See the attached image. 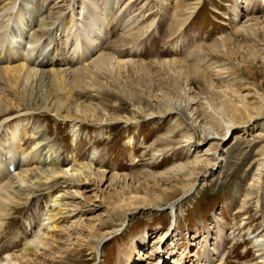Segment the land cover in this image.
<instances>
[{
	"label": "rangeland",
	"instance_id": "rangeland-1",
	"mask_svg": "<svg viewBox=\"0 0 264 264\" xmlns=\"http://www.w3.org/2000/svg\"><path fill=\"white\" fill-rule=\"evenodd\" d=\"M15 1L18 7L22 6L25 12L31 13L29 14L35 30L41 27L43 19L53 20L56 24L53 30L45 33L40 31L43 34L42 40L32 44V49L38 55L44 50L50 54H58L62 60L69 58L71 43L69 45L63 35L69 36L73 33L74 22L77 24V29L74 30L77 31L79 25L85 29L92 21L99 20L106 24L99 39V48L102 51L121 49L122 59L143 61L149 65L177 59L176 61H182L206 73L218 87H231L244 94L257 93L264 96V32L236 34L241 23L236 20L235 0H186L182 4L185 6L183 9L191 8L193 15H189L184 24L176 20V0H134L131 3L130 0H112L111 6L107 4L109 0H0V9H3L5 3ZM245 5L242 4L244 7ZM250 9V12L254 10L255 16H264V0H257ZM244 13L243 10L242 14ZM246 18L242 16L241 22L246 21ZM7 19L10 22L5 33L0 36V45L9 43V40L16 42V37L23 39L20 38V28L15 24L14 11H6L5 21ZM132 24L135 31L141 33L139 39H131L126 35ZM223 40L229 41V56H220L208 50ZM139 47H142L138 51L140 53L137 52ZM134 50L137 54L133 53ZM25 56L30 57V52ZM17 62L24 63L19 60ZM14 64L16 63L7 61L3 63ZM73 65L63 68L75 69L77 64ZM40 68L47 70L49 67ZM216 70H221V74L215 72ZM152 73L148 76L143 71L132 69L124 76L125 85H118L116 88L107 84L112 93L105 91L96 95L88 90L77 96V104L92 106L91 108L97 110V115L93 114L89 122H62L53 113L46 114V118L36 115L32 118L33 126L28 128L29 136L41 142L39 148L43 149L42 169L60 167L64 171L69 170L71 175V169L89 164L93 169L105 173L104 187H101L112 198L117 217L112 215V222L100 225L103 222V219L100 220L103 209L96 210L94 205L101 203H94V199H91L95 194L90 191L91 188L95 191L97 188L93 179L92 187L89 184L74 187L67 181L68 178L58 177L49 181L47 177L41 178L40 185L34 183L38 187L33 188L35 192L32 200L26 203L25 209H19L9 217L6 234L0 239V262L8 256H21L28 243L34 239L49 238L51 241L48 237L52 231L50 217L56 212L57 199H65L68 192L79 189L80 195L75 204L86 213L73 216L65 225L70 228L77 224L82 225L80 234L76 237L80 239L83 236L82 230L88 232V235H84L81 242L88 241L91 235L96 236V229L102 234L117 228L118 233L104 243L97 257L88 250L90 247L84 245L79 260L69 264H117L120 251L123 248L127 250L144 233H148L149 239L138 249L141 252L140 257L144 259L142 264H153L149 257L155 250L164 251V264H173L174 258L180 259L185 253L200 258L207 241L212 249L217 250L212 264L259 263L253 243L258 238H264V195L251 194L249 187L258 180L255 176L256 162L263 159L260 155L264 138L259 135L264 134V117L256 120L250 127H241L234 132L225 130L218 136L222 138L220 141L212 140L203 144L200 138L212 133V130L198 128L195 132L177 114H172L183 106V92L178 86L167 85L164 75L166 71L152 68ZM44 82L47 84L50 81L41 77L34 83V94L40 92ZM189 86L202 95L210 92L200 80L191 81ZM181 88L186 89L185 86ZM158 92L164 95L155 98ZM215 101L217 106H221L219 100ZM31 102L27 96L18 111L30 108L45 113L40 107H27ZM152 111L155 113L149 118L148 113ZM164 111L170 113L166 115ZM19 120L16 123L13 121V126L8 120L2 123L0 121L1 138L10 139L12 130L20 123ZM213 142L218 144L217 147L213 146L215 149L207 152L210 144L214 145ZM31 144L22 145L26 154L23 153L24 149L22 154L14 153L16 157L21 156L17 162H21L20 170L16 174L22 169L30 171V168L38 167L24 164V159L28 162L33 157ZM215 152L216 158L213 155ZM205 160L209 168L196 181L188 197L177 206L176 216L174 212L171 214L168 202L184 194L185 186L190 181L187 179L188 182H170L168 177L176 175L173 171L181 165L196 161H204L200 165H205ZM191 170L195 171L196 167ZM115 175L128 177L117 180L119 187L109 188ZM150 175L166 180L159 186L153 183ZM12 190H9L12 198L28 193L20 189L14 194ZM171 194L175 199L168 200L167 204L159 201ZM131 206L143 207L127 211ZM107 211L110 212L109 209ZM26 231L29 233L28 237L24 234ZM11 239L19 241L18 247L10 252H2L3 246L13 242ZM65 239L68 237H63Z\"/></svg>",
	"mask_w": 264,
	"mask_h": 264
},
{
	"label": "bare ground",
	"instance_id": "bare-ground-1",
	"mask_svg": "<svg viewBox=\"0 0 264 264\" xmlns=\"http://www.w3.org/2000/svg\"><path fill=\"white\" fill-rule=\"evenodd\" d=\"M133 1L134 0H130L129 2L131 3ZM185 1L186 0H176V4H174L176 5L175 10H178V13L176 14V20H180L182 24H184V22H186V20L189 18V15L192 14L191 8L186 7L183 9L185 6H182V4H185ZM111 2L112 0H109L107 1V4L110 5ZM16 3V1L13 3L7 2L2 6L3 9H0V36L1 34L5 33L6 28L9 25L8 22H10L9 19L5 21V13L8 10H12V12L14 11L15 13V24L20 28V38H23L19 39L16 37V42L11 40L9 43L0 45V121L2 123L8 120L7 122H12L11 125L13 126V121L16 123L20 119V123L17 124L18 127L12 130L13 133L11 137L9 136L10 139H3L0 136L1 240L6 234V227L7 223L10 222L8 221L10 215L19 209H25L27 205L26 203H29L32 200V194L35 192L33 188H37L38 185H40L39 180L46 177L47 181L58 177L68 178L67 181H69L71 186L74 185V187L76 185L79 187V185L84 186L86 184H89L92 187L94 184L92 183L93 179L97 183L96 191L91 187H86V189L91 188L90 191H94L95 194L92 195V198L86 197V199L91 198L94 199V203H101L94 205L96 210L101 208L103 209V213L100 215V220L103 219V222L100 225H105V222H112V215L117 217L112 203V198L108 197L106 191H104L101 187L102 185L104 187V178L106 175L100 170L93 169L92 165L86 164L79 166L76 169L73 168L70 170L72 172L70 173L71 175H69V170L64 171L60 167L55 168L53 165V168L44 170L42 169L44 167H42L41 163L43 149L39 148L41 142H39V140L32 141V139L26 140V143L28 144L33 142L30 145V150L33 153V157L27 163L29 165L31 164L33 167L38 166L36 169L30 168V171H25V169H22L18 174H16V172L20 170V165H16L18 161L14 162L11 161V159L1 160V156L3 152H8L9 154L13 155L15 153V155H17L18 153L20 154L23 149V153H25V148L22 147L23 141L30 134L28 128H30L32 125V118L35 115L39 118L40 116L46 118V114L53 113L54 117L56 116L55 118L60 119L62 122H70L71 124L76 122H89V119L93 114L97 115V110L95 108H91L92 106H83L81 104H77L79 100L77 96L85 94V92L88 90H92L93 93H96V95H99L105 91L112 93V89H108L107 84L116 88L118 85H125L123 80L124 76L126 77L127 71L137 69L138 71H143L148 76L153 74L152 68H157L161 72L166 71L164 75L166 77V82H168L167 85L171 87L178 86L183 92L184 100L183 106L180 109H177L175 113H171L177 114L180 118H182L183 121L187 122L188 126H190V128L195 132L198 131V128L212 130V133L209 132L206 134V136L200 138V142L203 144L204 142H210L212 140L220 141L222 138L220 139L218 136H220L225 130L234 132L236 129L241 127H250L256 122V120L264 117L263 95L257 93L244 94L241 91L231 89V87H218L214 84L215 82L206 76V73H203L196 68L183 63L182 61H176L177 59L172 61L165 60L153 62L149 65L143 61L136 62L133 60L122 59L121 56L123 53L121 49L108 52L105 50L102 51V48L98 47L99 42L95 35L99 36L103 31V28H106V24L104 22H99V20L92 21L90 25L85 27V29L82 28V25H79V30L77 31L74 30L75 28L77 29V24L74 22L73 33L71 34L69 31V36L68 34L63 35V37L66 39V42L69 45L71 43V49L68 50L70 53L69 58L62 60L58 54H50L48 52H44V50H42L38 55L37 52L32 49V44L40 42L43 38V34H41V32L45 33L46 31L53 30L54 25L56 24L55 22H52L53 20L47 21L43 19L41 27L38 30H35L33 26L34 22H32V19L30 18L31 13L29 12V14L25 12V9L22 6L18 7ZM255 3H257V0H235L234 10L236 13V20L237 23H241V25L239 24L240 27H238L236 34L243 35L248 34L249 32H264V16H255L254 10L250 12V8L254 6ZM242 4H246L245 7L242 6ZM179 5L181 6L179 7ZM243 10L245 11L244 14H242ZM242 16L247 17L246 21L241 22ZM124 17L125 16H123V19ZM55 28L57 29V27ZM58 29H60V23ZM129 29L128 31L126 30V35L131 39H139L141 33L135 31L133 24L132 26L130 25ZM228 42L229 41L227 40H223L219 45L210 47L208 50L220 56H229L231 54V50L230 44ZM21 45L26 46L23 48V52L19 51V47ZM141 48L142 47H139V49L137 48V52L140 51ZM28 51L31 54L30 57L25 56ZM133 53L137 54L136 50H134ZM18 60L24 62L25 64H18ZM5 61L15 62L18 65H3ZM73 64H77V66L74 67L75 69L63 68L68 66L72 67L74 66ZM42 66H48L49 68H47V70H42V68H40ZM225 69L226 68H223V70ZM221 70H216L215 72L221 74ZM220 74H218V76ZM41 77L42 79L49 80L50 82L47 84L44 82L40 92L38 94H34V83ZM197 80H200L208 88L210 92L207 95H202L189 86L191 81ZM182 86H185L186 89L181 88ZM159 92L155 94V98L164 95V93ZM27 96L30 97V100L32 101V104L29 103L27 107H40V109H43L45 113L42 111L37 112L36 109L34 110L30 108H25V112H23L24 110L22 109L23 114L21 111H18L22 107L21 103H25ZM215 100H219L221 106H217ZM154 102H156L155 99ZM154 113L155 111L148 113L149 118L153 117L150 115ZM163 113L167 115L170 112L164 111ZM9 119L13 120L9 121ZM192 136L193 135L190 137L191 140ZM259 136L264 138L263 133H261ZM10 144L11 148L15 152L9 149ZM213 144L214 145H212V143L210 144V148L207 149V152L213 151V149H215L213 146L217 147L218 145L215 144V142H213ZM213 155L216 158L217 153L215 152ZM260 156H263V159L256 162L257 173L255 176L258 177V180L254 182L253 186L249 187V191L253 195H264V147ZM12 160L14 159L12 158ZM206 162L207 161L205 160V165H200L204 163V161H196L194 163L181 165L173 171L176 173V175L168 177L170 182L173 180L187 181V179L190 181L185 186L186 190L184 194L178 198L175 199V197H172L173 194H171L165 199L159 200L163 201L161 202L162 204H167L168 200L175 199L173 201L171 200L167 204V206L170 207L171 214L174 212L173 214L176 216L177 206L181 203V201L188 197V194L196 185V181H198L200 177L204 175V172L207 170V168H209ZM11 164L14 165V167L17 166L15 171H13ZM68 167L70 168V166ZM192 167H196V170H191ZM48 173H51L52 175H48ZM127 177L128 176L115 175L112 177L113 184H111L112 186L109 188L116 186L119 187L117 180H121L122 178L126 179ZM149 178L153 180V183L159 186L160 183L164 184V181L166 180L162 177H152L151 175ZM146 181L152 183V181ZM34 183L38 184L37 187L34 186ZM20 189H24L25 192L28 193L21 197L17 196V198H12L10 196L12 194L9 195V190L14 191L15 194L16 191H19ZM79 191V189H76L73 192H68L67 196L65 195V199H57V206L55 207L56 212L50 217L52 231L49 232L48 237L52 239L51 241L48 240L49 238L41 239L39 237L38 239H34L28 243L21 256L16 258L13 256H8L6 259H3V262H0V264H69L73 261L79 260L84 245L90 247L88 250H90L92 254H95L94 256L97 257L102 251L101 248L103 247L104 243L111 239V237H114L118 233V229L113 228L103 232L102 234L98 231V229H96V236L93 237L91 235L88 241L83 240L81 242V238H84L88 235V232L82 230L83 236H81L80 239L76 237V235L80 234L82 225L80 226L77 224L78 226H72L71 228L65 225L69 222L68 220L73 218V216L81 214L82 212L86 213V211H82V209L79 208L77 204H75L79 198L78 195H80ZM104 195L106 198H104ZM249 196L250 194L247 195V198ZM73 204H75V207ZM142 207L143 206H131L126 210L128 211ZM108 209L111 213L107 211ZM91 221L92 220L90 219V222ZM94 227H96V225ZM67 229H69V232H66ZM24 234L26 237L29 236L27 231ZM66 236L68 239L63 240V237ZM148 239V233H144L140 240L138 239V241L132 243V245L128 248L129 250H125L123 248L117 257V264H142L144 259L140 257L141 252L139 253L138 249L139 246L146 244ZM12 241L13 242L10 244L3 246L2 252H10L18 247L19 241L14 239ZM253 245L255 251L257 252L256 259L259 260L258 264H264V238H258L253 243ZM32 246H34L36 251L32 249ZM215 251L217 250L212 249L209 246V242L207 241L202 257L196 258L195 255H191L190 253L188 255V253H185L183 254V257L181 255L180 259L174 258L173 264H212L215 261V257L213 258V255L217 254ZM150 256L151 257L147 255V257L153 260V264H164L166 262L164 251L155 250V252H152Z\"/></svg>",
	"mask_w": 264,
	"mask_h": 264
}]
</instances>
